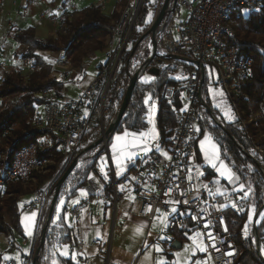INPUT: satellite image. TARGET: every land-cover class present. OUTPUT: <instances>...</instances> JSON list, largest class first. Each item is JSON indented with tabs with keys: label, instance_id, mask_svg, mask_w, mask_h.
<instances>
[{
	"label": "built area",
	"instance_id": "1",
	"mask_svg": "<svg viewBox=\"0 0 264 264\" xmlns=\"http://www.w3.org/2000/svg\"><path fill=\"white\" fill-rule=\"evenodd\" d=\"M144 1L126 0L109 37L105 60L97 67L91 83L76 98L57 96L52 90L37 92L36 95L46 96L50 101L36 107L31 128L33 131L46 133L38 137L35 143L16 152L12 158L8 156L9 146L0 148V195L4 194L8 182L20 180L26 184L32 171L41 174L47 171L46 165L53 162L37 161L35 154L38 149L52 146L54 138L60 142L59 150L68 154V160L81 136L89 128L100 124L102 130L101 122L111 101L110 85L123 70L121 55ZM164 1L159 0L155 6L150 26ZM172 1L168 0L163 19L153 34L147 37L148 55L137 60L138 54L133 52L128 57L124 79L126 87L134 73L139 75V81L147 68H156L152 64L156 63L158 70L161 67L167 68L172 62L177 64L175 74L180 80L167 85L162 94L165 103L172 108L176 122L165 146L170 159L144 160L132 176L126 177L121 184L135 193L139 202L137 215L140 218L152 221L157 212L165 213L167 220L162 232L169 236L174 229L189 223V230L200 234L198 237L202 242L203 255L208 257L211 264H237V248L230 238L224 211L230 209L241 212L246 206L245 199L228 191L219 201L218 196L209 194L215 190V182L208 180L203 187L198 185V179L204 173L196 154L198 113L205 112L204 105H207L202 96L203 83H200L198 64L203 68L206 66L207 70L209 67L214 69L216 85L224 97L245 98L240 83L248 77L251 59L239 54L237 49L227 46L224 41L232 36L229 26L232 15L237 12L244 15L256 13L264 8V0H176L175 6ZM91 6L98 7L102 14L108 10L104 0H96ZM178 10L185 12V18L180 23ZM69 13L71 12L60 11L56 15L57 29H62L65 16ZM154 43L155 57L143 70L142 66L147 62ZM44 57L50 61L57 79L66 83L70 74L69 60L55 52H44ZM18 61L20 65L14 67L27 79L33 70L31 61ZM11 62L12 60H0V70H6ZM185 68H189L186 74L183 73ZM177 95H180V104L174 107ZM81 158L82 156L78 162ZM65 164L59 167L58 173ZM50 184L33 194L35 199L30 204H25L23 209L37 210L40 213ZM116 198L117 185L113 178L114 203ZM172 209L176 211L173 212ZM37 255L38 264H49L47 255L41 252ZM22 261L23 264H36L31 254L23 256Z\"/></svg>",
	"mask_w": 264,
	"mask_h": 264
},
{
	"label": "trees",
	"instance_id": "2",
	"mask_svg": "<svg viewBox=\"0 0 264 264\" xmlns=\"http://www.w3.org/2000/svg\"><path fill=\"white\" fill-rule=\"evenodd\" d=\"M146 2L147 0L143 3L126 44L130 49L125 48L121 55L124 63L123 70L110 85L111 101L107 108L110 112H114L119 106L126 89L124 79L128 57L132 51L136 52L137 48L141 47L148 37L145 36L140 41L146 33V27L143 29L147 6H149V3L146 5ZM125 3L126 0H116L114 10L108 16L102 14L99 8L94 6L74 10L65 16L62 29H56L45 38L36 37L32 28L11 29L9 31L8 38L18 44L14 51V57L29 59L33 67L27 79H24L14 68L4 70L0 78V148L9 146V158H12L22 148L35 143L38 137L46 133L33 131L31 128L36 107L50 101L46 96L36 95L37 92L52 90L57 96H61L64 88V83H61L56 74L52 72L51 63H47L39 53L55 52L62 54L69 60L71 70L78 71L79 75L84 77L85 70L89 63L95 59L96 53H104L107 50L109 37ZM231 20L233 23L230 29L232 36L226 38L224 42L227 46L237 49L239 54L251 59L252 62L247 79L240 83L245 98L225 97L233 119L219 122V125H210L205 118L207 114L202 113L204 118L198 117L199 134L205 130L209 132L219 147L221 159L238 177L239 182L244 186V191H247L244 211L240 213L230 209L224 211L230 238L237 248L235 262L237 264H263L252 243L249 230L251 226L249 212L251 209L258 210L264 204V172L261 171L264 170V8L247 15L237 12L232 15ZM174 65L177 64L174 63ZM152 66L156 69L159 68L156 63ZM206 68L205 66L202 93L207 98L208 108L215 116L217 111L211 107L208 101L206 86L209 83L217 85L213 78L214 69L209 67L212 73L210 82ZM173 69L174 67L159 69L158 74L152 75V80L148 83H144L143 80L136 82L128 106L114 133L123 130L135 133L145 131L148 124L146 122L147 104L144 101L150 97L156 105L155 120L160 141L166 143L170 130L174 128L176 122L172 108L165 103L162 94L167 85L174 83L169 79ZM186 69L189 71V68ZM73 82L76 80L71 81V83ZM179 104L180 95H177L174 107H178ZM200 112L198 114H201ZM97 130V127H91L81 136L68 160V154L59 150L60 142L54 138L52 146L36 150L35 158L37 161L53 162L46 165L47 171L44 174L32 171L30 180L26 184L20 180L10 181L6 184L4 194L0 195V236L9 243V249L16 247V238H25L20 221V211L24 209L19 207V198L33 195L51 183L43 207H45L47 200L51 202L56 184L70 163L81 157V152L99 139ZM111 137L112 135L107 138V147H109ZM256 148L263 154L257 152ZM103 155H105V151L100 147V144L87 150L82 155L81 161L61 184L58 197L62 195H67L68 198L73 197L75 191L84 186L94 170L96 161ZM64 164L63 170L58 173L59 167ZM212 177L213 174L206 171L205 179L211 180ZM124 178V176L116 178V184H121ZM70 185L72 188L66 193ZM107 195L112 200L111 183L107 185ZM118 196L119 194H117V198ZM57 202L58 200L56 204ZM260 214L262 211L258 212L255 218ZM52 215H54V211H52ZM39 223L37 229H40ZM186 227H189V223L185 225L183 230L174 229L173 239L175 241L183 243L182 232L186 230ZM42 234L43 232L40 230L39 237H35L34 247L39 245ZM257 234L264 250V218L257 226ZM70 242V229L64 224L60 215L48 227L39 252L48 256L49 245H66ZM34 256V253L31 254L32 259ZM0 264H8L7 260L3 258L2 252H0ZM36 264H38V258ZM56 264L73 263L70 259L58 256Z\"/></svg>",
	"mask_w": 264,
	"mask_h": 264
},
{
	"label": "crops",
	"instance_id": "3",
	"mask_svg": "<svg viewBox=\"0 0 264 264\" xmlns=\"http://www.w3.org/2000/svg\"><path fill=\"white\" fill-rule=\"evenodd\" d=\"M91 1L86 0V7L91 6L93 2ZM83 4V0H1L0 60L6 62L12 60L10 66L13 65V67L17 62L14 57L16 43L8 38L11 29L32 28L36 37L45 38L57 29L56 15L60 11L72 12L80 8L78 5ZM104 53H96L95 59L89 63L85 70L84 77H81L78 71H71L70 83L76 80L75 87L69 86V82L64 83L61 97L74 99L82 89L91 83L97 67L105 60L106 53L105 56ZM39 54L44 57V53ZM2 74L3 71L0 70V78ZM149 102L146 118H148V112H151L152 104H155V101L151 99ZM210 103L220 115L228 108L221 91H213V98ZM153 115L155 118V112L154 114L151 113L149 117L153 118ZM146 122L148 128L140 132L144 134L143 137L140 135L135 137L124 136L125 132H131L128 130L113 133L108 150L95 163L91 173L94 179H88L82 188L75 191L73 197L60 196L57 218L61 215L64 224L70 229L71 242L66 245H49L47 250L49 264L56 262L58 256L70 259L73 264H106L107 254L109 257L107 264H211L210 261L208 263L203 262L206 256L201 250L203 249L202 242L193 230L186 227V230L182 232L183 243L178 242L180 248L173 249L171 248L172 242L175 241L173 234L169 236L162 232L165 222L161 223V220L165 216L167 217L165 213L157 212L152 221L140 218L137 215L139 202L135 193L124 188L122 184H116L119 196L115 203L107 195V185L109 183L112 185L113 178L115 180L121 176L131 177L146 159L163 161L168 158V154L167 157L161 154L167 153L166 143L160 141L156 120L152 122V125L147 119ZM199 131L197 122L196 154L204 172L198 179L199 187H203L204 182H208L205 179V173L210 171L213 174L211 181L215 182V190L211 192V196H218V199L221 200L226 192L233 191L237 196L245 199L243 197L245 195L244 186L243 191L234 190L239 189L242 185L239 179H235L232 183L226 179L229 170L234 172L221 159L218 145L213 141L208 131L205 130L200 134ZM205 135H209L211 144L216 145L215 150L219 156V161L214 162L217 163V168H213L212 164L204 158L205 151H212L209 143H206L203 149L201 148V141ZM117 136L122 137V139L117 140ZM113 145H115V149H113ZM145 147L151 150L145 153L143 150ZM102 158L106 161L104 168L107 172V179L100 171ZM116 161L120 162L122 171L117 167ZM220 162L226 166L225 177H221L217 170ZM118 171H121L120 175L116 174ZM217 188L223 193L222 195L217 194ZM80 190H86L87 194L82 196ZM25 197H33L31 199L34 200V195ZM74 201L79 202L74 203ZM138 227H142L140 234L136 232ZM183 228L185 226L178 230H183ZM36 229L37 227L32 234L24 239H16V241H20L19 248L9 249V243L5 242L4 246L0 248V252L3 253V258L5 256L11 258L7 260V263L23 264V256L35 254L37 249L36 246L34 247ZM156 246H159L161 251H157Z\"/></svg>",
	"mask_w": 264,
	"mask_h": 264
},
{
	"label": "rangeland",
	"instance_id": "4",
	"mask_svg": "<svg viewBox=\"0 0 264 264\" xmlns=\"http://www.w3.org/2000/svg\"><path fill=\"white\" fill-rule=\"evenodd\" d=\"M93 2H95L96 0H92ZM91 1V2H92ZM188 1H193V0H188ZM115 2H116V0H104V5H105V7H107L108 8V10L106 9V13H103L104 15H110L112 12H113V8H114V6H115ZM159 2V0H147V2H146V5H147V3H149V6H147V12H146V15H145V18H144V23H143V26H144V28L143 29H145V27H146V32H147V30L149 29V24H150V19H151V16H152V12H153V10H154V8H155V6H157V3ZM83 5H78L80 8H78L77 10H81V9H84L86 6H87V3H86V0H83ZM110 9V10H109ZM123 10V9H122ZM121 10V11H122ZM121 11H120V14H121ZM120 14H119V17H120ZM178 14H179V19H180V21H178L179 23L181 22V21H183L184 20V18H185V12L183 11V10H178ZM242 14V13H241ZM242 15H244V14H242ZM119 17H118V19H119ZM232 20L230 21V29H231V26H232ZM126 48H127V50L128 49H130V47L129 46H126ZM105 53H107V50L105 51ZM105 53H104V56H105ZM138 54V55H137ZM148 54V48H147V46H146V42H144V43H142V45H141V47L139 46V48H137V50H136V58H137V60H140V59H144L145 57H146V55ZM44 58V60H46V62L47 63H49L50 61L47 59V58H45V57H43ZM16 59V61L17 62H15L16 64H15V66H19L20 65V63H19V61L17 60L18 58H15ZM12 63V62H11ZM11 63H9V65L8 66H10L11 65ZM169 68L171 67V68H173L174 67V69L172 70V72L170 73V75H169V79H170V81L171 82H175L176 80H180V78H177L178 76L175 74V69L177 68V66L176 65H174V63L172 62V63H169V66H168ZM10 68H14V69H16L15 67H13V65L12 66H10ZM161 69L163 70L164 68L163 67H161ZM51 70H52V72H54L53 71V69H52V67H51ZM71 68H70V70H69V72H70V74H69V78H68V80L66 81V83H68V85L70 86H73V87H75V82H73V83H70V78H71ZM189 71L185 68V70H183V73H188ZM207 75H209L208 76V78H210L209 80H210V82H211V76H212V73L210 72V70L208 69L207 70ZM53 76H55L54 74H53ZM152 75H149V74H147V72L143 75V77L141 78V80H144V78H147V77H150L151 79L149 80V82L152 80V77H151ZM213 78L215 79V73L213 74ZM182 79H184V76H182ZM207 87V91H208V89H209V96H208V98L210 99V100H208L209 102L210 101H212V98H213V91H216V92H218V91H220V88H218L217 86H215V85H212L211 83H209V85L208 86H206ZM202 96H203V99H204V101H206V104H207V98L205 97V94H203L202 93ZM150 105V102H149V98H148V103H147V106H149ZM210 105H211V103H210ZM119 107V106H118ZM118 107L115 109V111L114 112H110L108 109H106V112H105V114H104V116H103V122H101L102 123V130H101V126H100V124L98 125V127H97V131H98V133H99V138H100V136H101V134L107 129V127L109 126V124L112 122V120L114 119V117H115V114H116V111H117V109H118ZM211 107H212V105H211ZM228 107V106H227ZM107 108H108V106H107ZM213 108V107H212ZM214 109V108H213ZM154 112H155V104L153 103L152 104V109H151V112H148L149 113V115H148V118H146L147 119V121L152 125V122H154V120H155V118H154V115H153V118H150L149 116H150V114L152 113V114H154ZM201 114H198V117L200 118H204L203 117V115H202V113L204 114V112H200ZM207 114V113H206ZM214 116V115H213ZM231 117V113H230V111H229V108H226V110L225 111H223V113H222V115H220L218 112H217V114H215V116H214V118H215V120H216V122L219 124V122H223V121H229L230 119H228V117ZM205 118L208 120L207 122H209V124L210 125H217L213 120H211V118L207 115V116H205ZM108 138V137H107ZM107 138H106V141H105V143L103 142V143H101L100 144V147L105 151V153H106V150H108V148L109 147H107ZM257 152L259 151V149H255ZM260 154H263L262 152H259ZM51 164V163H50ZM72 188V186L70 185L69 187H68V189H67V191H66V193L68 192V190H70ZM246 193H247V191H244V196L243 197H246ZM25 196H22V197H20L19 199V201H20V204H19V207H20V209L21 208H23L24 206H25V204H30L31 202H32V199L31 198H33V197H25ZM34 199H35V197H34ZM57 200H58V202H57V204H55L54 205V207H53V211H54V215H52V216H50V220L49 221H47L46 220V218H47V213H48V210H49V206H50V200H47V202H46V204H45V207H43V210H42V213L40 214V216H39V213H38V211L37 210H30V211H26V210H22L21 209V215H20V221H21V225H22V228H23V232H24V235H25V237H27L28 235H30V234H32L33 233V231L35 230V228L37 227V225H38V223H39V220H40V223H39V228L40 229H37V230H39L38 232L36 231V237L39 235V232H40V230L41 231H43L44 230V236H45V233L47 232V229H48V227L52 224V223H54L56 220H57V215H58V211H59V201H60V196L57 198ZM219 200V199H218ZM245 208H246V206H245ZM245 208H244V210H245ZM244 210H242V211H244ZM241 211V212H242ZM256 211L257 210H250V212H249V222L251 223V226H250V232H251V236H252V219L254 218V216H255V213H256ZM238 213H240V212H238ZM40 218V219H39ZM39 237V236H38ZM259 237V236H258ZM16 239H20V238H16ZM38 239V238H37ZM260 239V238H259ZM261 241V240H260ZM5 242H6V240L2 237V236H0V248H2L3 246H4V244H5ZM15 246L17 247V248H19V246H20V241H16V243H15ZM39 246V245H38ZM37 246V247H38ZM261 246H262V243H261ZM184 247L186 248V245H184ZM262 249H263V246H262ZM264 251V250H263ZM48 257V256H47ZM108 260H109V257H108V254L106 255V264L108 263ZM210 260L208 259V257H206L204 260H203V262L205 263H208Z\"/></svg>",
	"mask_w": 264,
	"mask_h": 264
},
{
	"label": "water",
	"instance_id": "5",
	"mask_svg": "<svg viewBox=\"0 0 264 264\" xmlns=\"http://www.w3.org/2000/svg\"><path fill=\"white\" fill-rule=\"evenodd\" d=\"M167 2H168V0H165L164 1V3L162 5V7H161V9H160V11L158 13V15L156 16L155 20L153 21V23L151 24V26L149 27V29L147 30V32L145 33V35L141 37L140 41L145 36L152 35L153 32L155 31V29L158 27L159 23L161 22V20L163 19L164 14H165V6H166ZM172 4H173V6H175L176 0H173L172 1ZM132 53H133V51L131 52V54ZM155 53H156V44L154 43L153 44V47H152V51H151V53L148 56L147 62H145L143 64V66H142L143 70H145L147 68V65H148L149 61H151L155 57ZM198 68H199V73H200V76H201L200 83L202 84L203 83V76H204V68L200 64H198ZM146 72L148 74H150V75H156V74H158L159 71L156 68H147ZM138 79H139V75L136 74V73H134L130 77L129 82H128V85L126 86V89H125L123 98H122V100H121V102L119 104V107H118V109L116 111V114H115L114 119L109 124V126L107 127V129L101 134L100 138L96 142H94L93 144H91L88 148H86L85 150H83V152L80 154L81 156L84 155L87 150H89V149H91V148H93V147H95V146H97V145H99V144H101L103 142L105 143L106 138L114 133L115 128H116L118 122L120 121L121 117L124 115V112H125V110H126V108L128 106V103L130 101V97H131V94H132V90H133L136 82L138 81ZM204 108H205V112L211 118V120H213L217 125H219L216 122V120H215L213 114L211 113L210 109L208 108V106L207 105H204ZM78 159H75V160H73L70 163V165L67 167V169L65 170V172L63 173V175L61 176V178L59 179V181L56 184V189H55V191L53 193V196H52V199H51V202H50V206H49V210H48V213H47V218H46L47 221L49 220V218H50V216L52 214V211H53V207L56 204L60 186L66 180V178L69 176V174L71 173V171L73 170V168L78 164ZM261 171L264 172L263 170H261ZM263 210H264V204H263V206H261V208H259L256 211L255 216H256V214L258 212L263 211ZM255 216L252 219V243L254 245L255 252L257 253V256L259 257V259L264 264V251L262 249L261 241H260V239L258 237V234H257V226L259 225V223L264 218V212H263L261 218L258 221L255 219ZM42 232H43V234L40 237L39 246L36 249L35 256L33 258V262L34 263L36 262L37 254H38V252L40 250V247L42 246L43 241H44V230ZM171 248L177 250V249L180 248V244L177 241H173L172 244H171Z\"/></svg>",
	"mask_w": 264,
	"mask_h": 264
},
{
	"label": "snow or ice",
	"instance_id": "6",
	"mask_svg": "<svg viewBox=\"0 0 264 264\" xmlns=\"http://www.w3.org/2000/svg\"><path fill=\"white\" fill-rule=\"evenodd\" d=\"M177 78H179V77H177ZM150 79H151L150 77L144 78L143 82H144V83H148ZM149 99H150V97H149ZM144 103L147 104V103H148V99H146V100L144 101ZM228 119L231 120V119H233V118L229 116ZM137 135H140L141 137H143L144 134H143V133H135V132H125V133H124V136H132V137H135V136H137ZM116 139H117V140H120V139H122V137L117 136ZM206 143H209V144L211 145L212 151H205V152H204V158H205L209 163L212 164V167H213V168H217V163H215L214 161H219V156L217 155L216 150H215V149H216V145H215V144H211V141H210V137H209V135H205L204 139L201 141V148H202V149L204 148V145H205ZM134 147H135V146H134ZM113 149H115V145H113ZM143 150H144L145 153H146L147 151H150L151 149L145 147ZM157 150H159V149L157 148ZM161 154L164 155L165 157H167V153H161ZM168 158L170 159V157H168ZM129 159H131V157H129ZM105 163H106V161L102 158L100 171H101V173L103 174L104 178L107 179V178H108V177H107V172L105 171V168H104V164H105ZM116 164H117V167L120 168L121 171H122L123 169H122V167H121V165H120V162H119V161H116ZM217 170H218L219 175H220L221 177H225L226 166L223 164V162H220V164H219V168H218ZM121 171H118L116 174H117V175H120V174H121ZM89 179H94V177L90 175V176H89ZM189 179H191V177H189ZM226 179H227L230 183H232L235 179H238V177H236L235 174L232 173V172L229 170V171H228V174H227V176H226ZM205 187H207V186L205 185ZM122 190H123V189H122ZM234 190H235V191H243V185H241L239 189H234ZM80 194H81L82 196H83V195H86V194H87V193H86V190H80ZM209 194L211 195V192H210ZM217 194H219V195H222V194H223V193L220 191L219 188H217ZM78 202H79V201H74V203H78ZM61 204H63V201H61ZM157 211H159V210H157ZM172 211L175 212L176 209H172ZM194 218H195V217H194ZM166 220H167V217L165 216L164 219L161 220V223H164ZM136 232H137L138 234H140V233L142 232V227H138V228L136 229ZM196 235L198 236V235H200V234L197 233ZM160 238H161V239H166L165 237H160ZM192 239H195V237H192ZM156 250H157V251H161V249L159 248V246H156ZM201 250H203V249H201ZM229 254H231V253H229ZM62 255H63V254H62ZM4 259H5V260H8V259H11V258L8 257V256H5ZM53 264H56V262L54 261Z\"/></svg>",
	"mask_w": 264,
	"mask_h": 264
},
{
	"label": "bare ground",
	"instance_id": "7",
	"mask_svg": "<svg viewBox=\"0 0 264 264\" xmlns=\"http://www.w3.org/2000/svg\"><path fill=\"white\" fill-rule=\"evenodd\" d=\"M261 212V211H260ZM264 210L262 211L263 214ZM262 214H260L257 218H255L257 221L261 218ZM257 215V214H256Z\"/></svg>",
	"mask_w": 264,
	"mask_h": 264
}]
</instances>
